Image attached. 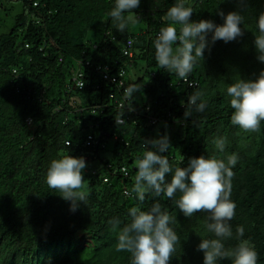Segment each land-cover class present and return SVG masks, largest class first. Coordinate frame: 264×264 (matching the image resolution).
Listing matches in <instances>:
<instances>
[{"label": "trees", "instance_id": "16d2710c", "mask_svg": "<svg viewBox=\"0 0 264 264\" xmlns=\"http://www.w3.org/2000/svg\"><path fill=\"white\" fill-rule=\"evenodd\" d=\"M21 1L27 13L8 33L0 34V264H131L130 253L117 251L119 233L131 222L133 207L148 211L155 203L175 221L170 226L179 242L170 264H203L197 247L202 239L215 238L207 230V213L185 217L175 204L179 193L169 199L149 192L143 202L133 192L130 198L123 194L134 186L135 161L146 150L144 141L156 139L155 126L146 127L150 118L169 126L170 148L161 155L168 157L173 169L187 167L190 158L202 155L218 159L239 155L232 169L233 236L223 243L230 249L239 239L249 240L258 264H264V121L255 133L231 125L234 109L226 93V85L238 79L255 81L264 71L254 46L264 0H185L193 8L192 22L203 19L222 25L218 13L234 11L246 20L240 25L244 35L236 41L209 44L204 60L187 78L195 87L155 61L154 41L170 23L166 12L177 0H140L133 10L138 18L124 32L109 16L115 0ZM136 25L139 42H134L132 32ZM128 40L133 41L131 57L123 54ZM138 61L149 81L145 75L135 81L127 78ZM86 62L90 67L83 68L84 87L78 90L75 77ZM97 67H107L112 82L104 81L95 72ZM130 84L139 91L129 99L131 112H124L109 95L120 98ZM197 90L207 100L202 113L187 104ZM80 96L83 101L78 104ZM186 111L190 115L185 116ZM119 118L126 120L124 124H117ZM164 135L161 131L160 138ZM217 136L227 139L224 153L211 143ZM108 144L111 155L104 159ZM68 154L83 157L87 165L82 172L86 200L75 212L71 202L46 183L51 161ZM113 218L120 221L116 230L108 223ZM239 226L244 228L243 237L237 236Z\"/></svg>", "mask_w": 264, "mask_h": 264}, {"label": "clouds", "instance_id": "9594fccd", "mask_svg": "<svg viewBox=\"0 0 264 264\" xmlns=\"http://www.w3.org/2000/svg\"><path fill=\"white\" fill-rule=\"evenodd\" d=\"M139 5L140 0H115L109 16L118 31L124 32L128 23L138 18L133 10ZM218 14L224 19L222 25L203 19L192 22L193 8L186 6L185 0H177L166 12V19L170 23L160 29L154 41L155 61L159 67L186 80L194 66L204 60V52L210 50V43L223 41L227 44L244 35L240 25H245L246 20L240 11ZM257 28L254 46L258 61L264 63V13L258 16ZM209 33H212L210 42L207 40ZM138 91L136 84H130L124 89L128 99H132ZM226 93L234 109L230 118L231 125L244 133L258 132L264 121V71L259 73L255 81L238 79L226 85ZM187 104L196 112H204L207 108L205 93L202 90L195 91L189 96ZM129 110H132L131 104ZM79 111L82 112V109ZM187 115L190 113L186 111ZM155 120L154 124L148 121L146 127L156 126L159 121ZM28 123L31 125L30 120ZM211 143L219 153H224L227 139L217 136ZM65 145L69 146L70 141ZM144 146L146 150L142 157L135 161L137 172L134 186L131 191L125 190L130 196H126L125 191L124 196L130 198L135 193L138 200L143 202L149 192L155 197L163 194L169 199L179 193L175 204L185 217L191 218L196 213L208 214L207 230L215 238L202 239L197 247V251L203 253V264H218L225 259H230L232 264H258V253L249 240L239 239L236 246L230 249H226L223 243L233 236L230 221L235 216L236 204L231 200L232 179L235 175L232 169L239 162V155L231 153L222 159L215 156L205 158L202 155L190 158L187 167L178 166L173 169L168 157L161 155L170 148L166 135L160 139L146 140ZM86 167L83 157L76 158L68 154L52 160L46 173L48 187L62 193L61 198L71 202L70 210L73 212L86 200V180L82 175ZM90 172L98 174L97 169ZM121 172L127 177L125 168H121ZM130 215L131 222L119 233L117 251L130 253L131 264H170L179 242L176 232L170 226L175 222L173 217L167 211H162L159 203L153 204L148 211L133 207ZM108 223L116 230L120 221L113 218ZM237 236H244L243 226L237 228Z\"/></svg>", "mask_w": 264, "mask_h": 264}, {"label": "rangeland", "instance_id": "374dc122", "mask_svg": "<svg viewBox=\"0 0 264 264\" xmlns=\"http://www.w3.org/2000/svg\"><path fill=\"white\" fill-rule=\"evenodd\" d=\"M27 6L23 4L21 0H0V34L8 33L13 26L16 24L17 18L21 15H25L27 13ZM132 32L135 35L134 42H139L138 38V26H134L132 28ZM135 53H139V49H135ZM138 66L136 70H130L129 74L127 75V78L129 80L135 81L137 76L145 75V80L149 81L150 78L148 74L146 75L144 73V65L143 62L138 61ZM137 74V75H136ZM128 79H124L125 81ZM77 102L81 103L83 101V97H77ZM163 131L165 135L170 138V130L169 126L164 123H158L157 126L154 127V135L156 139H160V133ZM164 135V136H165ZM109 150V152H108ZM108 150L104 154V159H108L111 155L112 145L108 144ZM96 168L99 167V163L95 165Z\"/></svg>", "mask_w": 264, "mask_h": 264}, {"label": "built area", "instance_id": "2783aa9c", "mask_svg": "<svg viewBox=\"0 0 264 264\" xmlns=\"http://www.w3.org/2000/svg\"><path fill=\"white\" fill-rule=\"evenodd\" d=\"M129 41H131V43H129ZM132 48H133V41L132 40H128V42L126 43V45L123 48V54L125 56L131 57L132 55ZM84 67H90V64L88 62H86L84 65L80 64V70L77 72L76 74V88L78 90H82L83 87L81 88L82 85H84V72H83V68ZM95 72L99 73L101 75V77L104 79V81L106 82H112L111 80H109V76L106 74L107 73V67H97L95 69ZM153 75V74H152ZM154 76V75H153ZM183 82L187 83L188 87H195L197 84L195 82L189 81L188 79H183ZM119 86H121V83L118 84ZM122 94L120 96V98L116 99L115 96L113 94L109 95V99L115 101V104L117 107V109H122L124 112H131V110H129V99L125 96L124 90L121 91ZM150 120V119H149ZM126 120L123 118H119L117 120V124L122 125L124 124ZM156 123L155 119H151L149 121V124H154ZM93 140L92 136L89 137V140ZM114 139H117L116 137ZM125 195L126 196H130V193L128 191H125Z\"/></svg>", "mask_w": 264, "mask_h": 264}]
</instances>
